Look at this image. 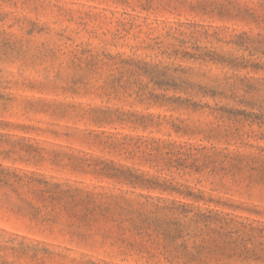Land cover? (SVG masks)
Here are the masks:
<instances>
[{
  "label": "rangeland",
  "instance_id": "obj_1",
  "mask_svg": "<svg viewBox=\"0 0 264 264\" xmlns=\"http://www.w3.org/2000/svg\"><path fill=\"white\" fill-rule=\"evenodd\" d=\"M0 264H264V0H0Z\"/></svg>",
  "mask_w": 264,
  "mask_h": 264
}]
</instances>
